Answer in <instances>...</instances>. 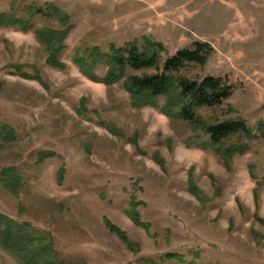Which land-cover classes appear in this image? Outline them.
<instances>
[{
  "label": "rangeland",
  "instance_id": "obj_1",
  "mask_svg": "<svg viewBox=\"0 0 264 264\" xmlns=\"http://www.w3.org/2000/svg\"><path fill=\"white\" fill-rule=\"evenodd\" d=\"M33 6L71 18L66 68L46 64L33 31L0 28V212L51 236L66 262L264 264V0H0V14L31 19ZM33 22L64 29L56 17ZM146 39L165 48L162 65L197 42L213 46L205 66L182 75L234 86L223 107L200 115L245 121L255 139L228 143L245 154L226 166L201 147L202 133L135 108L125 80L96 83L74 63L80 50ZM132 203L144 226L128 216ZM0 264L20 263L0 249Z\"/></svg>",
  "mask_w": 264,
  "mask_h": 264
},
{
  "label": "trees",
  "instance_id": "obj_2",
  "mask_svg": "<svg viewBox=\"0 0 264 264\" xmlns=\"http://www.w3.org/2000/svg\"><path fill=\"white\" fill-rule=\"evenodd\" d=\"M31 19L17 14H0V28H17L22 32H34L38 42L47 51L46 64L54 69L64 70L65 64L60 58L66 50V40L70 30L71 18L58 8L33 6L29 9ZM42 16L58 18L63 30L52 28L37 29L33 18ZM165 48L162 44L146 39L145 44H127L125 48L110 46V52L104 53L99 47L78 51L74 63L82 75L89 80L112 86L125 80L126 91L131 95L135 108L156 107L166 117L180 120L189 125L193 131L202 133L204 149H210L229 166L236 155H243L248 146L229 145L232 139H255L252 129L243 120H206L200 115L202 110H215L223 107L232 99L235 88L227 79L207 76L191 79L182 73L193 66H205L214 55L215 49L209 43L197 42L190 49H183L176 55L167 58L161 64ZM107 67L105 77L100 78L96 69ZM153 70L154 74L142 76L128 75L129 71L145 72ZM26 79L40 80L39 77L22 75ZM165 99L159 107L158 100ZM251 173L256 178L255 171ZM11 180L15 176H11ZM15 183V182H14ZM7 188L15 191L17 184L13 181ZM12 185V186H10ZM137 203H132L128 212L130 219L138 226H144L137 213ZM110 231L124 240L125 234L111 223H107ZM0 249L14 257L20 264H85L83 262H66L56 250L54 240L36 230L29 223H20L0 212Z\"/></svg>",
  "mask_w": 264,
  "mask_h": 264
}]
</instances>
